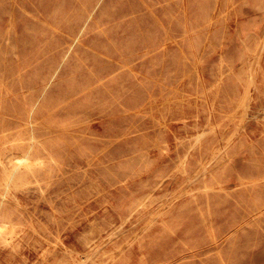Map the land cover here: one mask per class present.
Here are the masks:
<instances>
[{
    "label": "rangeland",
    "instance_id": "rangeland-1",
    "mask_svg": "<svg viewBox=\"0 0 264 264\" xmlns=\"http://www.w3.org/2000/svg\"><path fill=\"white\" fill-rule=\"evenodd\" d=\"M0 264H264V0H0Z\"/></svg>",
    "mask_w": 264,
    "mask_h": 264
}]
</instances>
